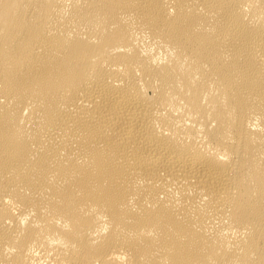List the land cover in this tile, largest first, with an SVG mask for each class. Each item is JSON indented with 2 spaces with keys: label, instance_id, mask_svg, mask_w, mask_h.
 <instances>
[{
  "label": "bare ground",
  "instance_id": "obj_1",
  "mask_svg": "<svg viewBox=\"0 0 264 264\" xmlns=\"http://www.w3.org/2000/svg\"><path fill=\"white\" fill-rule=\"evenodd\" d=\"M0 264H264V0H0Z\"/></svg>",
  "mask_w": 264,
  "mask_h": 264
}]
</instances>
